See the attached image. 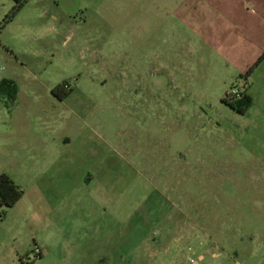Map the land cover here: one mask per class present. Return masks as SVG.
Masks as SVG:
<instances>
[{"label":"rangeland","instance_id":"rangeland-1","mask_svg":"<svg viewBox=\"0 0 264 264\" xmlns=\"http://www.w3.org/2000/svg\"><path fill=\"white\" fill-rule=\"evenodd\" d=\"M16 5L0 174L24 198L0 264H264V59L241 78L264 0H29L5 22Z\"/></svg>","mask_w":264,"mask_h":264},{"label":"trees","instance_id":"trees-1","mask_svg":"<svg viewBox=\"0 0 264 264\" xmlns=\"http://www.w3.org/2000/svg\"><path fill=\"white\" fill-rule=\"evenodd\" d=\"M18 5H16L12 12L7 16L5 22L11 21L16 14L24 7V5L29 0H15ZM264 59L263 56L258 60V62L250 68L247 73L241 78L245 80L251 75L255 67ZM223 102L229 106L232 110L239 114H244L252 103V98L247 93L242 92L239 98H233L232 100H227L225 97ZM24 196V191L22 188L16 184V182L6 173L0 174V222L4 219L6 212L14 207Z\"/></svg>","mask_w":264,"mask_h":264},{"label":"crops","instance_id":"crops-1","mask_svg":"<svg viewBox=\"0 0 264 264\" xmlns=\"http://www.w3.org/2000/svg\"><path fill=\"white\" fill-rule=\"evenodd\" d=\"M23 198H24V196H23ZM23 198H22V199H23ZM22 199H21L18 203H20V202L22 201ZM18 203H17V204H18ZM17 204H16V205H17ZM16 205H15V206H16ZM15 206H14V207H15ZM14 207H12L11 209H9L8 211L12 210ZM8 211H7V212H8ZM5 216H6V215H5ZM78 221H79V222H77V224H80V225H81L82 223H84V222H82V221H80V220H78ZM93 224H94V223H91V226H92ZM96 226H97V225H96ZM96 226H95L94 231H95L96 234H97V227H96ZM91 229H92V228H91ZM84 235H87V233H84ZM49 254H50V252L48 253V255H49Z\"/></svg>","mask_w":264,"mask_h":264},{"label":"built area","instance_id":"built-area-1","mask_svg":"<svg viewBox=\"0 0 264 264\" xmlns=\"http://www.w3.org/2000/svg\"><path fill=\"white\" fill-rule=\"evenodd\" d=\"M239 96H240V93H239V94H237V96H236L235 98H239Z\"/></svg>","mask_w":264,"mask_h":264},{"label":"flooded vegetation","instance_id":"flooded-vegetation-1","mask_svg":"<svg viewBox=\"0 0 264 264\" xmlns=\"http://www.w3.org/2000/svg\"><path fill=\"white\" fill-rule=\"evenodd\" d=\"M241 94V93H240ZM240 97V96H239Z\"/></svg>","mask_w":264,"mask_h":264}]
</instances>
